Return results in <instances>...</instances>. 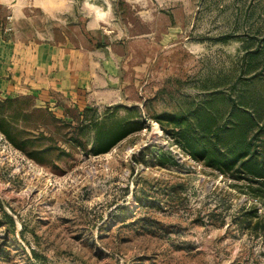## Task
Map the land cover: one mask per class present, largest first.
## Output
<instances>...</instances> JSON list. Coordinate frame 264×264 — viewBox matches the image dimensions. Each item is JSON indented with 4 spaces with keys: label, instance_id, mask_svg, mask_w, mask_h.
<instances>
[{
    "label": "rangeland",
    "instance_id": "rangeland-1",
    "mask_svg": "<svg viewBox=\"0 0 264 264\" xmlns=\"http://www.w3.org/2000/svg\"><path fill=\"white\" fill-rule=\"evenodd\" d=\"M7 15L6 39L66 44L92 80L78 103L0 98V264H264L239 222L264 200L156 121L245 116L264 153V0H0Z\"/></svg>",
    "mask_w": 264,
    "mask_h": 264
},
{
    "label": "trees",
    "instance_id": "trees-1",
    "mask_svg": "<svg viewBox=\"0 0 264 264\" xmlns=\"http://www.w3.org/2000/svg\"><path fill=\"white\" fill-rule=\"evenodd\" d=\"M193 114L197 126L189 122L188 116L172 114L157 116L156 121L161 123L163 132L179 139L182 147L194 159L204 161L207 166L219 170L223 175L230 173V178L245 180L247 193L254 198L264 200V153L258 148V144H254L257 130L253 133V120L241 115L244 118H240L239 122L218 124L209 121L211 118L209 115L197 116L198 112L196 113L195 110ZM161 121L173 124L180 131L172 132L173 129L169 130ZM126 126L127 122L121 125L120 133L108 143L100 141L104 134L97 132L94 152L97 154L107 151L120 138L140 127L129 130L125 128ZM262 130L263 128H260L258 131ZM254 213L256 214V210L253 207L243 209L239 221L241 226L264 233V215H254ZM2 215L11 226H14V220L9 214L2 210ZM253 217L257 218L254 223H252ZM32 255L35 259H41L34 251Z\"/></svg>",
    "mask_w": 264,
    "mask_h": 264
},
{
    "label": "crops",
    "instance_id": "crops-1",
    "mask_svg": "<svg viewBox=\"0 0 264 264\" xmlns=\"http://www.w3.org/2000/svg\"><path fill=\"white\" fill-rule=\"evenodd\" d=\"M12 19L7 15L0 23V98L33 94L50 104L59 99L78 103L79 91L92 80L90 72L80 68L79 51L66 44L6 39ZM106 71L113 74V66Z\"/></svg>",
    "mask_w": 264,
    "mask_h": 264
}]
</instances>
